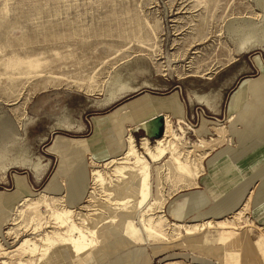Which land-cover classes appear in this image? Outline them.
Here are the masks:
<instances>
[{"label":"rangeland","instance_id":"obj_1","mask_svg":"<svg viewBox=\"0 0 264 264\" xmlns=\"http://www.w3.org/2000/svg\"><path fill=\"white\" fill-rule=\"evenodd\" d=\"M262 68L264 0H0V264H264Z\"/></svg>","mask_w":264,"mask_h":264},{"label":"bare ground","instance_id":"obj_2","mask_svg":"<svg viewBox=\"0 0 264 264\" xmlns=\"http://www.w3.org/2000/svg\"><path fill=\"white\" fill-rule=\"evenodd\" d=\"M141 128H144L147 133L149 132V128H148L147 124L144 123V125L141 126ZM164 132H165V118H163L162 132L156 138H154L158 145H162V138H163ZM134 142L135 141H134L133 137L131 135H128L127 145H126V148L123 152V156L120 158H117V159L108 160L107 162L104 163V166H109V165L114 164L113 165L114 168L112 170L116 176L125 177L126 172L132 170V167L130 166L131 164L135 163V165H139V164L144 163V159L137 152ZM147 143H148V140L145 137L143 139V143H142L141 147L146 151L147 154H150L151 151L149 150ZM172 146H173V142H169L168 147L171 148ZM163 154H164V151L162 150L158 155H156L155 159H158ZM91 174L94 175L96 181L102 180V175L100 174L98 169H93L91 171ZM148 176L149 175H148L147 170L141 171L140 175H139V177H140L139 196H141L142 201L146 198L147 191H148ZM72 212H73V210H71V209H64V212H63L64 218H62L60 220L61 225L67 223ZM99 217H100V220H102V221L106 220L105 216L102 215L101 213L99 214ZM55 219H57V218H55ZM96 219H97V217H96ZM85 222L87 224L90 223L88 218H85ZM218 226L222 227V226H224V223L219 222ZM74 232L79 233L78 237L77 238L70 237L69 239H64L63 243L67 244L68 246L73 247V249L76 251H79L81 249L86 248L90 244V241L86 238V235L83 233V231L79 227H77L75 225H74ZM26 241H27V239H25V242Z\"/></svg>","mask_w":264,"mask_h":264},{"label":"crops","instance_id":"obj_3","mask_svg":"<svg viewBox=\"0 0 264 264\" xmlns=\"http://www.w3.org/2000/svg\"><path fill=\"white\" fill-rule=\"evenodd\" d=\"M259 64V63H258ZM262 66V65H261ZM262 70V72H261V74H263L264 75V68H262L261 69ZM262 75V76H263ZM264 77V76H263ZM262 79H264V78H262ZM255 78H251V79H249L248 80V82H247V87L250 89V90H252V92H254V93H256V94H258L260 91L261 92H264V83H258V84H256L255 83ZM239 92H236V95L238 94ZM164 118H165V132H164V135H163V139H162V141L164 140V136H166V132H167V130H168V128L169 127H171L170 126V121H169V118L165 115L164 116ZM257 124V123H256ZM217 125H219V126H213L212 128L214 129V132L216 133V136L215 137H213V138H210V139H200L199 140V142H200V144L201 145H207V144H212V143H215V142H217V141H219L220 140V138H221V135H222V133H223V131H224V127L221 125V124H217ZM173 132H174V130L172 129V128H170ZM175 133V132H174ZM176 134V137H178L179 135L177 134V133H175ZM129 135H131V134H129ZM132 136V135H131ZM133 137V136H132ZM145 137V136H144ZM242 137V136H241ZM127 138H128V136H127ZM127 138H126V140H125V148H126V145H127ZM125 148L121 151V152H117L116 150H115V153L113 154V156L110 158V159H108V160H111V159H117L116 157H118V156H120L122 153H123V151L125 150ZM165 153V152H164ZM108 160H106L105 162H107ZM74 189H76V192H72ZM83 192V185H81L80 184V186L79 187H77V188H70L69 189V195H68V197L69 198H72V197H75V196H77V197H79L81 194H82V192ZM79 193V194H78ZM138 194H139V189H138ZM199 197L200 196H196L195 197V199L197 200V199H199ZM199 202H201V199H199V200H197L196 201V203H199ZM263 203V202H262ZM196 205H199V204H196ZM180 214V213H179ZM183 214V213H182ZM181 215V214H180ZM176 216H179L178 215V213L176 214Z\"/></svg>","mask_w":264,"mask_h":264},{"label":"water","instance_id":"obj_4","mask_svg":"<svg viewBox=\"0 0 264 264\" xmlns=\"http://www.w3.org/2000/svg\"><path fill=\"white\" fill-rule=\"evenodd\" d=\"M153 122H154V125L152 126L151 130L149 128L148 133L146 132L145 129L144 130H145L146 135L152 133L155 137H157L162 132V129H163L162 127L163 120H162L161 115L160 114L156 115L153 119ZM145 124H147V126L150 125L149 123H145Z\"/></svg>","mask_w":264,"mask_h":264},{"label":"trees","instance_id":"obj_5","mask_svg":"<svg viewBox=\"0 0 264 264\" xmlns=\"http://www.w3.org/2000/svg\"><path fill=\"white\" fill-rule=\"evenodd\" d=\"M116 103V102H115Z\"/></svg>","mask_w":264,"mask_h":264}]
</instances>
